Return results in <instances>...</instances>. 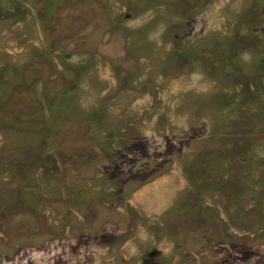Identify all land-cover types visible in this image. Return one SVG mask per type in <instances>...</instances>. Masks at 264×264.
Returning a JSON list of instances; mask_svg holds the SVG:
<instances>
[{
	"label": "rangeland",
	"instance_id": "obj_1",
	"mask_svg": "<svg viewBox=\"0 0 264 264\" xmlns=\"http://www.w3.org/2000/svg\"><path fill=\"white\" fill-rule=\"evenodd\" d=\"M0 264H264V0H0Z\"/></svg>",
	"mask_w": 264,
	"mask_h": 264
}]
</instances>
